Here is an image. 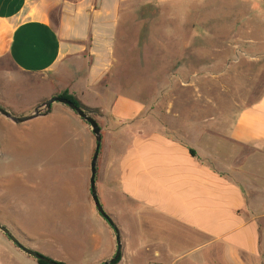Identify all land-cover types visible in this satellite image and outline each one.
<instances>
[{
    "label": "crops",
    "instance_id": "obj_1",
    "mask_svg": "<svg viewBox=\"0 0 264 264\" xmlns=\"http://www.w3.org/2000/svg\"><path fill=\"white\" fill-rule=\"evenodd\" d=\"M183 1L201 9L207 0H0V78L21 74L32 79L26 90L50 89L27 109L9 110L28 115L68 92L99 111L95 118L112 144L103 164L109 187L97 189L121 223L126 254L139 240L156 255L203 252L192 264H264V92L231 117L223 110L211 118L208 106L191 107L193 115L177 128L166 118L172 105L163 113L155 93L138 96L116 79L123 15ZM236 1L245 3L240 25L247 34L264 29V0ZM235 43L264 46L252 37ZM70 110L54 102L50 112L76 118ZM75 120L70 137L82 128Z\"/></svg>",
    "mask_w": 264,
    "mask_h": 264
},
{
    "label": "rangeland",
    "instance_id": "obj_2",
    "mask_svg": "<svg viewBox=\"0 0 264 264\" xmlns=\"http://www.w3.org/2000/svg\"><path fill=\"white\" fill-rule=\"evenodd\" d=\"M236 3L207 0L198 9L183 1L172 7H138L123 15L116 79L138 96L155 93L163 113L172 105L174 112L166 118L177 128L193 115L191 107L208 106L211 118L222 116L223 110L231 117L236 108L255 102L264 92V46L242 48L235 41L264 40V29L248 35L247 25H240L245 3ZM186 43L192 46L186 48ZM7 77L0 78V107L16 112L50 90L44 86L29 91L25 89L29 77ZM73 115L76 118L52 111L23 123L0 122V223L23 244L56 261L100 264L116 252L115 233L91 196L94 134L86 121L74 111ZM75 119L82 128L70 137ZM3 120L7 118L0 115ZM102 133L96 180L97 187H109L103 164L112 141L104 125ZM178 249L156 255L155 247H142L134 240L127 254L123 249L118 264H192L203 254L181 256L186 251ZM0 264L40 263L0 230Z\"/></svg>",
    "mask_w": 264,
    "mask_h": 264
},
{
    "label": "water",
    "instance_id": "obj_3",
    "mask_svg": "<svg viewBox=\"0 0 264 264\" xmlns=\"http://www.w3.org/2000/svg\"><path fill=\"white\" fill-rule=\"evenodd\" d=\"M54 102H59L64 105H67L79 117H81L84 121H86L90 125L92 133L94 134V137L96 140V146H95V150H94L93 157L91 160V165H90L91 166V176H90L91 196H92V199L94 201V204H95V207L98 213L108 222V224L114 230L116 245H117L115 254L111 258L105 260L103 263H100V264H113L122 255L123 239H122V231L119 225L116 223L113 217L105 210L103 204L101 203L99 194H98L96 176L98 172L97 163H98L99 154H100V150L102 146V130H101V126L99 122L97 121V119L93 117L91 113L83 110L74 101L68 98H65V97H61V96H53L45 100L44 102L39 104L35 108L34 112L30 115L17 116L11 110L4 108V107H0V115L4 116L7 119L12 120L13 122L17 124L23 123V122L30 121L38 116L49 113L52 108V104ZM0 230L3 231L11 239V241L15 243L22 251L36 258L37 260H40L44 262L45 264H63L23 244L21 240L7 226H5L2 223H0Z\"/></svg>",
    "mask_w": 264,
    "mask_h": 264
},
{
    "label": "trees",
    "instance_id": "obj_4",
    "mask_svg": "<svg viewBox=\"0 0 264 264\" xmlns=\"http://www.w3.org/2000/svg\"><path fill=\"white\" fill-rule=\"evenodd\" d=\"M58 96L65 97V98H68V99L74 101V102H75L77 105H79L83 110H85L86 112L91 113V115H92L93 117H95L94 113H98V112H99V111L96 110V109H91V108L85 106V105H84V104H83V103H82L77 97H75L74 95L69 94L68 92L61 93V94H59ZM191 152H193V151L191 150ZM97 167H98V163H97ZM96 181H97V180H96ZM121 256H122V255H121ZM121 256H120V258H119L116 262H114L113 264H118V262H119L120 259H121ZM38 262H39L40 264H45L44 262H42V261H40V260H38ZM61 263H63V262H61ZM63 264H65V263H63Z\"/></svg>",
    "mask_w": 264,
    "mask_h": 264
}]
</instances>
